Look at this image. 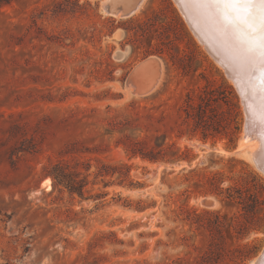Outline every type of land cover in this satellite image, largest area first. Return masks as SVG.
I'll use <instances>...</instances> for the list:
<instances>
[{
    "label": "rangeland",
    "instance_id": "1",
    "mask_svg": "<svg viewBox=\"0 0 264 264\" xmlns=\"http://www.w3.org/2000/svg\"><path fill=\"white\" fill-rule=\"evenodd\" d=\"M150 57L154 87L132 91ZM235 87L173 0L129 17L102 0H0V264H253L264 172ZM157 145L191 161L127 149Z\"/></svg>",
    "mask_w": 264,
    "mask_h": 264
},
{
    "label": "water",
    "instance_id": "2",
    "mask_svg": "<svg viewBox=\"0 0 264 264\" xmlns=\"http://www.w3.org/2000/svg\"><path fill=\"white\" fill-rule=\"evenodd\" d=\"M140 1L141 0H102V9L105 14L110 16L129 17L137 10ZM173 1L175 2L179 12L183 16L191 32L204 46L208 54L223 68L224 73L227 75V77H229L233 81H238L236 71L227 60L226 55L222 53V51L220 52L217 49H220V47H218L214 41V37L217 38V35L214 33V31L210 30L207 25L208 22L211 27H214V29H216L214 22L208 18V16L202 9H199L192 4H188L187 2H185L184 4L183 0ZM209 31L211 33H209ZM148 67V64L145 65V69H148ZM145 82L146 81L142 80L139 83L141 88H145ZM237 91L241 96L238 88ZM241 101L243 102V104H245L244 110H247L249 113L248 109H250L251 104H248L242 96ZM248 113L246 114V116H244V129H250L252 132H255L257 135H259L258 138L261 142V148L252 153V158L257 168L264 172V125H262V123H260V120L255 117L252 109L250 110L251 116ZM260 136L263 140L260 138ZM206 202L209 203V201ZM254 264H264V246L257 255Z\"/></svg>",
    "mask_w": 264,
    "mask_h": 264
},
{
    "label": "bare ground",
    "instance_id": "3",
    "mask_svg": "<svg viewBox=\"0 0 264 264\" xmlns=\"http://www.w3.org/2000/svg\"><path fill=\"white\" fill-rule=\"evenodd\" d=\"M141 2H142V0L140 1L139 5L141 4ZM183 2L185 4V2H187V0H183ZM188 4H190V3H188ZM207 25H208L209 29L214 31V33L217 35L218 39L214 37V39H215L214 41L217 44V46L220 47V49L217 47L216 48L220 52L222 51V53H224L226 55L227 60L229 61V63L232 65V67L236 71L238 81H233L232 79H230V80H232V83H234L235 86L238 88L243 99L248 104L249 103L251 104L250 109H248L249 113L246 110L247 113L251 116L250 110L252 109V112L255 114V117L258 120H260V123H262V125H264V122H262V116H264V84L261 83V63H260V61L258 59L250 58L249 56H247L241 50V48L236 46V44L232 40L231 36L221 32L215 23H214V25H215L216 29H214V27H211V25L208 22H207ZM209 33H211V32L209 31ZM155 62H156L155 59L153 60L150 57V58L144 59L143 61L138 63L128 76V79L126 82L127 87L129 89H132V91L133 90L134 91L140 90L142 92L149 89L155 83V81L153 84H151L149 86L148 85L145 86V88L136 89V86L134 84L135 78L141 79L142 77H145V72L147 70V69H145V65L148 64L151 67L152 66L154 67L153 64ZM157 67L160 68V66H157ZM154 68L156 69V67H154ZM160 74H161V72L159 69V75ZM146 75H148V74H146ZM157 75H158V72H157ZM157 75H156V77H157ZM143 80H144V78H143ZM153 87H154V85H153ZM242 104H243V102H242ZM244 105L245 104H243V108H244ZM246 111L244 110V116H246V114H247ZM249 130L246 128L244 129L243 141L245 140L244 141L245 143H246V141H248V142L250 141L249 143H251V144H249V145H252L251 146V154H252L254 151L261 148V142L258 138L259 135H257L255 132H252L251 130L250 131ZM260 138L262 139L261 136H260ZM244 142H243V144H244ZM45 182L49 183L50 182L49 178H46ZM205 203H208V202L205 201ZM209 203H210V201H209ZM253 264H254V261H253Z\"/></svg>",
    "mask_w": 264,
    "mask_h": 264
},
{
    "label": "snow or ice",
    "instance_id": "4",
    "mask_svg": "<svg viewBox=\"0 0 264 264\" xmlns=\"http://www.w3.org/2000/svg\"><path fill=\"white\" fill-rule=\"evenodd\" d=\"M202 9L236 46L261 63L264 84V0H187ZM264 122V116H262Z\"/></svg>",
    "mask_w": 264,
    "mask_h": 264
},
{
    "label": "trees",
    "instance_id": "5",
    "mask_svg": "<svg viewBox=\"0 0 264 264\" xmlns=\"http://www.w3.org/2000/svg\"><path fill=\"white\" fill-rule=\"evenodd\" d=\"M1 1L9 2L10 0H1ZM235 129H236V132L239 131V128L236 127ZM156 148L158 150H155L154 148L150 149V150H143V149L137 148V147H130V148H127V149H128L129 154L131 156L139 155L142 159H146L149 162H162V163H164V162H174V161H179V160H186L189 163L191 161V158L186 156L183 153H177L174 156H167V155L163 154V148H161V145H157ZM185 150H187V148H185ZM229 160L235 161V158L231 157V158H229ZM182 169H184V168H182ZM58 176H61V177L64 178L65 174L61 173V174L55 175L56 178ZM218 188H220V187H218ZM137 204L138 205L135 206V209H137L138 211H142V210H144L146 208L145 206L140 205L141 204V200H138ZM172 212H175V214H176V209H172ZM185 212L193 213L194 216H196V217H198L199 214H200L199 212H196V209L180 208V212L178 214H176V215L178 217V215L182 214L183 216L180 217V219L185 220V217H187V216L184 217L183 213H185ZM202 212H208V211L203 210Z\"/></svg>",
    "mask_w": 264,
    "mask_h": 264
}]
</instances>
